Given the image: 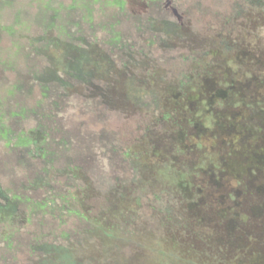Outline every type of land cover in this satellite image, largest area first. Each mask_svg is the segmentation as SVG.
I'll return each mask as SVG.
<instances>
[{
  "label": "rangeland",
  "instance_id": "374dc122",
  "mask_svg": "<svg viewBox=\"0 0 264 264\" xmlns=\"http://www.w3.org/2000/svg\"><path fill=\"white\" fill-rule=\"evenodd\" d=\"M145 14L171 29L148 45L147 32L134 33L129 21L120 25L145 47L146 67L132 71L141 89L130 110H102L71 96L54 112L60 132L72 137L73 152L89 157L83 179L70 190L76 196L72 207L87 216L83 225L111 227L108 236H87L75 256L84 264H258L252 257L264 253V232L248 204L260 200L243 195L245 176L236 178L226 160L235 153L223 133L236 129L233 138L248 145L256 137L252 130L264 129V0H162ZM7 65L0 97L13 82ZM227 83L232 92L216 94ZM238 92L248 107L238 102ZM37 99L34 93L25 100ZM4 109L0 98V114ZM4 126L27 132L36 122L26 117L5 120ZM101 133L106 145L128 150L126 161L109 158ZM6 153L0 139V183L12 188L26 170ZM28 193L37 200L51 197L42 189ZM63 221L70 228L75 219L67 214ZM33 225L22 224L23 231ZM1 256L0 249V264L32 263L22 248L6 260Z\"/></svg>",
  "mask_w": 264,
  "mask_h": 264
},
{
  "label": "trees",
  "instance_id": "16d2710c",
  "mask_svg": "<svg viewBox=\"0 0 264 264\" xmlns=\"http://www.w3.org/2000/svg\"><path fill=\"white\" fill-rule=\"evenodd\" d=\"M161 3L162 0H0V75L8 63L13 71L11 87L0 97L5 100L0 114V139L8 157L26 170L20 184L5 188L0 183L3 260L22 248L31 264H84L75 256V248L97 231L109 235L111 227L99 221L97 226L83 225L87 216L72 207L76 196L70 190L83 179L89 157L86 152H73L72 137L60 132L53 116L61 101L71 96L88 100L102 110H130L141 89V82L132 71L143 70L147 64L143 59L144 45L131 41L130 29L120 25L129 21L134 33L147 32V44H155L160 32L168 33L171 24L145 16V12L161 7ZM232 89L227 83L226 89L219 87L216 94H228ZM147 92L153 95L152 89ZM34 93L38 99L26 103L25 99ZM241 93L233 94L248 107L249 101ZM26 117L36 122L27 132L16 133L4 126L5 120L16 122ZM263 130H252L256 137L248 140V145L238 144L233 138L236 129L226 130L223 137L232 143L231 152L235 155L228 154L226 160L239 173L236 178H246L243 195L251 192L260 200L248 205L250 215L261 223L264 232ZM104 137L105 133H101L98 140L108 150L109 158L126 161L128 150L118 152L115 144L104 143ZM255 138L258 141H253ZM239 179L238 186L243 182ZM37 189L45 190L51 197L34 199L28 192ZM120 196L124 194L121 192ZM231 199L238 202L232 195ZM104 201L111 210L110 197ZM67 214L75 219L70 228L63 226V216ZM44 215L50 221H44ZM24 223H34L33 229L23 231ZM252 259L264 264V253Z\"/></svg>",
  "mask_w": 264,
  "mask_h": 264
}]
</instances>
